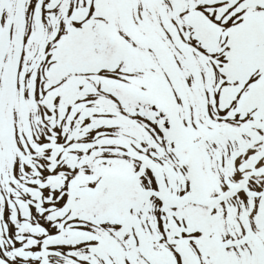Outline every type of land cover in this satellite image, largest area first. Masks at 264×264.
Wrapping results in <instances>:
<instances>
[{
    "label": "snow or ice",
    "instance_id": "snow-or-ice-1",
    "mask_svg": "<svg viewBox=\"0 0 264 264\" xmlns=\"http://www.w3.org/2000/svg\"><path fill=\"white\" fill-rule=\"evenodd\" d=\"M0 264H264V0H0Z\"/></svg>",
    "mask_w": 264,
    "mask_h": 264
}]
</instances>
